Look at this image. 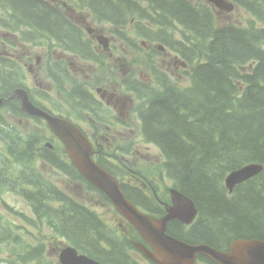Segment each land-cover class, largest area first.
<instances>
[{"label": "trees", "instance_id": "obj_1", "mask_svg": "<svg viewBox=\"0 0 264 264\" xmlns=\"http://www.w3.org/2000/svg\"><path fill=\"white\" fill-rule=\"evenodd\" d=\"M80 1L96 9L103 20L122 28L134 24L138 36H146L155 44L164 43L193 66L192 88H175L170 82L159 90L143 83L133 88L147 102V108L139 113L144 134L161 149L176 188L195 202L199 212L187 233L179 222L172 221V235L189 244L205 243L216 248L239 239L264 242V172L237 186L232 194L224 185L225 177L234 170L252 163L264 166V31L233 24L219 27L210 11L187 0H142L147 8L136 0ZM233 1L264 22V10L260 7L258 13L254 0ZM0 6L13 13L15 22L19 19L33 24L70 46L68 51L84 54V58L90 53V59L95 58L91 43L83 42L82 37L80 41L78 30L47 2L0 0ZM149 23L157 26L151 34L146 32ZM128 32L123 31L121 36L126 38ZM174 39L183 43H171ZM155 52L153 49L150 57ZM153 67L149 69L153 71ZM17 84L14 74L7 73L3 90L10 91ZM80 94L93 102L86 92ZM75 99L78 101L76 91ZM7 126L0 116V128ZM0 138L8 146L7 151H0V190L20 195L30 206L35 217L21 215L25 223H45L53 240H65L99 261L135 264L121 244L106 238L109 231L101 218L45 175L42 166L95 191L63 154L15 133ZM97 162L112 175L120 169L102 157ZM121 189L135 204L134 197L148 203H140L143 208L162 213L149 206L141 188L122 183ZM22 224L0 218V248L12 246L13 264H53L46 256L49 244L21 243V232L26 228ZM17 245L21 247L19 252ZM104 245L110 251L102 248ZM3 261L9 260L0 257V264Z\"/></svg>", "mask_w": 264, "mask_h": 264}, {"label": "rangeland", "instance_id": "obj_2", "mask_svg": "<svg viewBox=\"0 0 264 264\" xmlns=\"http://www.w3.org/2000/svg\"><path fill=\"white\" fill-rule=\"evenodd\" d=\"M73 2V0H71ZM195 6L196 3H199L197 7H202L207 11H212L215 18L217 17L218 24L220 25H228L235 24L240 27H247L253 20V16L239 8L234 6L232 11L226 12L227 10L217 11L215 13L214 8L208 2V0H191ZM202 4H204L202 6ZM67 7V14L74 19L80 18V24L86 30V35L89 37L95 44L98 46V39L100 40H111L107 43L105 42L103 53H106V67L100 69V67L92 62H84L80 61V74L74 73L73 70H77L79 68V64L76 61L70 60L69 63H72V73L76 76L79 81L84 83L91 82L90 89L92 92L100 99V96L104 93L105 101L102 102L106 107V102H108L107 97L112 93H117L120 97L124 98L127 101L126 109L123 111H114L112 104L109 106V111L112 113V116L116 117V123L118 124L117 129H113L108 132V138L110 142L108 147L111 152L116 153L117 155H123L128 162V164L135 170H139L138 172L128 173L126 176V180L129 183L139 186L140 188H156L161 193H166L168 189L172 187V182L167 178L166 170H164L163 161L160 159L161 153L159 150L153 146L143 142V138L141 135V127L140 122L137 118L135 109L138 105L137 99L123 90L121 86V79L131 72H134L136 75L145 76V79L148 78L145 73V64H146V54L150 52V50L155 46L153 42L149 40H145L142 37L137 36L136 44L138 47L136 49H129L125 46L122 40L116 41L108 35L107 30H113V26L107 23H97L95 19L88 15V11L81 10L76 4L69 3L65 4ZM147 6V5H146ZM79 9L80 11H78ZM255 26H258V23L254 22ZM153 28L150 27L146 32L151 33ZM94 32L90 34V32ZM133 35V34H132ZM135 36V35H134ZM180 37V36H179ZM143 40L146 41V44L143 45ZM18 41L20 42L19 35L13 36L11 34L6 35L4 31L0 29V56L2 52L5 50L4 43L11 48H13V52L19 48ZM112 45L114 47L111 49ZM26 51L29 52L30 47H25ZM21 50V49H19ZM34 54L39 55L43 53L44 50L40 48L32 49ZM175 58V54L167 50L165 53H161V55L156 54L153 57L151 62L156 65L161 66V70H166L168 74L172 77V79L179 80L182 86L188 87L190 85V80L186 73L189 70L188 68H183V65H175L173 59ZM33 73L32 76L41 75L44 81L45 86L52 85L47 79H45L46 74V66L45 61L42 64H39L38 60L33 62ZM125 73L124 75L122 73ZM22 74H26V83L29 82L30 73L27 69L22 70ZM175 83H177L175 81ZM31 89L33 94H35L36 99L41 101L45 106H47L53 112H56L53 106L45 103L38 98L37 93L34 89L42 90L45 87H40L36 85H32ZM97 90L100 91V94L97 93ZM53 97V103L57 107H61L65 112H71L76 114L73 109L70 107L72 104L68 99L65 98V95H59L54 87L52 86V90L50 91ZM85 93V92H84ZM120 113L122 114L120 116ZM85 121H77L80 120V114L77 112L76 119L77 123L81 126V128L86 132L90 133L89 125L91 120L88 119L87 115H83ZM12 132L16 134H22L29 139L34 140V137L38 136V130L34 125H28L25 121L23 125L17 127L16 130H13V122L10 121ZM1 141H4L0 138ZM44 142H42L43 144ZM6 151V149H5ZM113 160L115 161V154H113ZM124 163V162H123ZM114 165V164H113ZM128 165V166H129ZM42 169L45 175L50 178L59 188L63 189L65 192L71 194L74 198L87 205L96 213L100 215L101 218L108 223V227L116 230V223L118 221V216L116 215L114 209L105 202L99 195L98 192L90 191L86 188L84 184L74 182L61 174H57L55 172H48V168L42 166ZM131 169L128 167L124 169L127 171ZM226 178V177H225ZM225 181V180H224ZM146 187H143V184ZM225 184V183H224ZM24 215L27 218L32 219L35 217L32 213L30 206L26 203L24 199L20 197L18 194H14L7 189L0 190V218L2 220H7L16 225L21 224L22 226H26L25 230L22 231L21 243H30L33 246H36L40 243L49 244L48 250L46 252V256L50 258L53 264L58 263V253L55 248L57 241L53 240L52 233L47 225L36 223L34 221L30 223H25L22 220V216ZM11 245H6L0 248L2 252H0V257L7 259L9 261H3L4 264H13V260L15 259V253L11 248ZM18 252L21 250V247L18 246ZM17 251V250H16ZM138 260L142 259L141 256L133 254Z\"/></svg>", "mask_w": 264, "mask_h": 264}, {"label": "water", "instance_id": "obj_3", "mask_svg": "<svg viewBox=\"0 0 264 264\" xmlns=\"http://www.w3.org/2000/svg\"><path fill=\"white\" fill-rule=\"evenodd\" d=\"M23 110L27 113L44 117L52 131L64 143L66 151L78 171L97 189L111 200L115 208L128 219L153 247V254H148L158 264H193L196 253L207 255L217 264H264V242L259 240H239L234 242L229 252L222 253L208 246H190L167 235V223L175 219L191 224L197 216L194 202H190L179 193H173L174 208L172 215L155 219L140 213L121 191L117 180L103 170L92 159V147L86 138L68 121L49 116L34 108L24 93ZM264 171L261 164H248L228 174L225 186L232 194L234 189L259 176ZM61 264H100L85 256H80L73 248H66L60 255Z\"/></svg>", "mask_w": 264, "mask_h": 264}, {"label": "flooded vegetation", "instance_id": "obj_4", "mask_svg": "<svg viewBox=\"0 0 264 264\" xmlns=\"http://www.w3.org/2000/svg\"><path fill=\"white\" fill-rule=\"evenodd\" d=\"M50 3H52V4H55V5H58V4H69V3H73L75 0H73V2L71 1V0H48ZM255 1V6H256V8H257V10H258V13H259V10L262 8H264V0H254ZM83 3V2H82ZM261 7V8H260ZM54 8V7H53ZM79 8H80V0H79ZM55 9V8H54ZM83 9H88V15H90V16H92L94 19H95V21L96 20H101V18H99V16H97V14H98V11L96 10V9H94V8H92V7H85V5H84V7H83ZM55 10H57V9H55ZM66 14H67V12H66ZM64 17H65V19L68 21V23L70 24V25H72L73 27H75L77 30H78V32H79V35H80V41H81V37L82 36H84V28L82 27V25L80 24V18L79 19H74V18H72L71 16H69L68 14H67V16L66 15H64V14H62ZM257 23H258V26H257V28H258V31L259 32H261L262 33V31H264V22H262L260 19H259V17L257 16ZM16 25H17V27H18V29H20V31H21V34L23 35V36H25L26 38V41H29V39H33V37L35 36L34 34H35V32H45V31H42V30H40V29H37L38 27H36L35 25H33V24H27V23H23L21 20H19V19H17L16 20ZM65 29H67V27L65 28ZM45 33H47V34H49L50 35V33H48V32H45ZM94 32H90V34H93ZM19 45V47H21L20 49L21 50H18V51H16L17 52V54H16V57L21 61L22 60V58H23V56L25 57V55L27 54V51H26V49H25V45L23 44H18ZM66 48L67 49H71L70 48V46H66ZM79 51H80V48H77ZM49 53H51V51L49 52ZM28 55H29V53H28ZM30 55H32V54H30ZM50 55V54H49ZM73 55H75V54H73ZM33 56V55H32ZM45 56H46V54L44 55V56H42V57H39V64H42L41 62H42V58L44 59L45 58ZM78 57H80V55H75V56H73V57H70L71 59H68L67 60V62H68V66H69V68L70 69H72V63H69V61L70 60H73V61H76V62H78V64H79V68L77 69V70H73L74 71V73H76L77 75L78 74H80V58H78ZM33 58L34 57H32V58H30V62L29 61H27V63L26 64H24V66H26V69L29 71V73H30V77H29V82H28V84L26 83V80H23V81H21V83L20 84H18L17 86H16V89H23V90H25L28 94H29V96H32V95H35V94H33L31 91H32V89H31V86L32 85H36V86H40V87H45V90L49 93L51 90H52V85H49V86H45V84H44V81H43V79H42V76L41 75H38V76H32V73H33V67H32V61H33ZM64 58H66V56L64 55L63 56V58L62 59H64ZM27 59H28V56H27ZM64 63H65V61H63ZM56 64H58V63H56ZM61 64H59V65H56V66H60ZM68 74H69V77L70 78H73L72 76H71V74H70V72H69V70H68ZM34 91L36 92L37 91V89H34ZM80 92L81 93H84L85 91L82 89V88H80V87H77L76 88V94H77V97H78V107H79V111H80V99H81V101L83 102V105H82V107L83 108H85V109H89V110H91L92 112H93V114L94 115H96V110L94 109V108H91L90 106H89V100H88V97L87 96H83L82 94H80ZM98 93L100 92L99 90L97 91ZM37 93L39 94V95H41V96H43V97H45V98H47L48 99V94H45L44 93V91H43V89L42 90H39V91H37ZM105 94L103 93L102 95H101V100H103V99H105ZM93 99L96 101V102H98V103H101V101H97L94 97H93ZM107 100H108V102H106V107H108L109 108V106L112 104V106H113V109H114V111H123V110H125L126 109V104H125V102L124 101H122V99H121V97L118 95V94H116V93H112L110 96H108L107 97ZM17 102H19L20 103V105H21V102L20 101H18V100H16ZM111 103V104H110ZM38 106H40L41 107V105H39L38 104ZM21 107V106H20ZM41 108H43V107H41ZM43 109H45V108H43ZM13 110L15 111V112H18L19 114L18 115H20L21 114V110L19 109V107H16V108H13ZM46 110V109H45ZM23 113V112H22ZM24 114V113H23ZM120 115H122L121 113H120ZM89 120H92V121H95V120H93L92 118H91V116L89 117ZM18 121V120H17ZM27 122V124L28 125H30V124H33V125H35V126H37L38 124H41L42 125V127H44L45 129L47 128V126L44 124V122L43 121H41V120H39V119H34V118H31V117H29V116H25L24 115V118H23V120H21V122H20V120H19V122H20V124L19 125H22L24 122ZM111 123V122H110ZM113 123V122H112ZM114 124V123H113ZM49 136H51V134H50V132L48 131L44 136H41V138H42V141L43 140H47V139H49ZM93 137L94 138H98V133L96 132V133H94L93 134ZM198 244H204V245H207V246H209V247H211V248H213V249H215V250H218V251H220V252H227L228 250H229V248H230V245H231V243H229L228 244V246H223V247H219V248H216V247H213L212 245H209V244H205V243H198ZM194 264H216L215 262H213L207 255H204V254H199L198 256H196V261L194 262Z\"/></svg>", "mask_w": 264, "mask_h": 264}, {"label": "bare ground", "instance_id": "obj_5", "mask_svg": "<svg viewBox=\"0 0 264 264\" xmlns=\"http://www.w3.org/2000/svg\"><path fill=\"white\" fill-rule=\"evenodd\" d=\"M174 237V236H173ZM175 238V237H174ZM175 239H177V238H175ZM179 240V239H178Z\"/></svg>", "mask_w": 264, "mask_h": 264}]
</instances>
